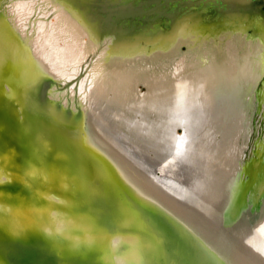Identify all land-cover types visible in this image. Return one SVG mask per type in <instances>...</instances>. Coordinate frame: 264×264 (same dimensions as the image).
Returning a JSON list of instances; mask_svg holds the SVG:
<instances>
[{"label":"water","instance_id":"95a60500","mask_svg":"<svg viewBox=\"0 0 264 264\" xmlns=\"http://www.w3.org/2000/svg\"><path fill=\"white\" fill-rule=\"evenodd\" d=\"M58 1L96 43L113 37L112 46L132 53L135 46L182 54L191 36L218 40L243 27L246 35L264 30V0ZM4 4L0 264H263L255 262L262 245L241 228L253 230L263 214L250 186L239 179L230 204L212 203L210 214L156 187L149 179L159 180L160 169L153 166L152 178L141 174L124 143L119 148L102 139L78 97L72 105L54 96L78 83L89 65L65 83L39 69ZM13 39L24 49L20 63L10 53Z\"/></svg>","mask_w":264,"mask_h":264},{"label":"bare ground","instance_id":"6f19581e","mask_svg":"<svg viewBox=\"0 0 264 264\" xmlns=\"http://www.w3.org/2000/svg\"><path fill=\"white\" fill-rule=\"evenodd\" d=\"M63 2L10 0L5 7L39 69L65 83L89 65L78 83L54 96L72 105L78 97L102 139L114 147L124 143L125 156L141 174L150 178L154 167L160 169L161 178L149 180L194 211L210 214L212 203L227 206L242 179L263 216L253 230L241 228L262 245L255 262L264 264V156L243 160L264 73V30L247 31L249 36L243 27L218 40L191 36L182 54L131 46L134 54L112 46L113 37L96 43L92 30ZM4 36L0 27V40ZM7 42L12 59L24 61L22 46ZM178 127L183 133L176 134Z\"/></svg>","mask_w":264,"mask_h":264},{"label":"rangeland","instance_id":"374dc122","mask_svg":"<svg viewBox=\"0 0 264 264\" xmlns=\"http://www.w3.org/2000/svg\"><path fill=\"white\" fill-rule=\"evenodd\" d=\"M2 1H5L4 7H7L8 3L10 2V0H2ZM248 31L251 32V30H248ZM88 60H90V58H88L85 61V64L88 62ZM169 63L173 64V62H169ZM84 68H85V65H84ZM138 88L141 93H144L146 91V87L143 84H140ZM256 94H257L256 111L252 119L253 133L251 135L250 142L248 143L249 147L247 146L245 153L243 155V160H246V161L247 160L249 161L251 158H254V157L262 158L264 156V154L259 155V156L257 155L258 148L260 147V149H262L264 147V73L259 79ZM178 133H181V130H178Z\"/></svg>","mask_w":264,"mask_h":264},{"label":"flooded vegetation","instance_id":"af4514ba","mask_svg":"<svg viewBox=\"0 0 264 264\" xmlns=\"http://www.w3.org/2000/svg\"><path fill=\"white\" fill-rule=\"evenodd\" d=\"M79 77L75 78L76 80L78 79Z\"/></svg>","mask_w":264,"mask_h":264}]
</instances>
